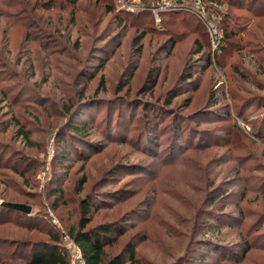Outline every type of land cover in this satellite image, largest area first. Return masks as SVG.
Listing matches in <instances>:
<instances>
[{"label":"rangeland","instance_id":"1","mask_svg":"<svg viewBox=\"0 0 264 264\" xmlns=\"http://www.w3.org/2000/svg\"><path fill=\"white\" fill-rule=\"evenodd\" d=\"M168 1L173 6L167 13H182L162 24L124 14L144 11L145 0H0V205L27 204L33 208L29 218H8L63 235L78 219L80 200L95 192L97 204H109L100 206L97 222L126 216L120 224L123 241L147 236L139 246L142 264H170L178 257L182 264H264V237L259 239L264 233V0H201L232 18L225 23L228 38L220 24L225 48L215 55L213 37L186 13L197 0ZM209 57L212 66L206 70ZM186 67H194L199 77L192 92L181 84ZM102 77L105 89L97 92ZM177 93L171 107L189 117L180 123L192 135L190 144L167 146L173 136L168 126L152 132L145 144L141 126L131 130L138 122L131 117L106 126L103 150L85 151V161H74L76 155L65 163L58 158V130L82 98L126 96L140 116L142 99L164 105ZM104 103L84 106L75 121L100 122ZM14 119L26 127L29 142L19 136ZM96 134L95 141H102L104 135ZM26 160L36 165L24 177L10 168L23 171ZM85 163L88 183L80 191ZM54 188L64 190L57 206L60 194L49 197ZM221 195L226 200L214 203ZM207 223L219 229L208 231ZM10 230L0 228V237ZM18 236L44 238L26 230ZM202 237L217 243L215 253L191 262L186 251L191 243L192 258L209 248L197 244ZM246 237L255 244L244 256ZM13 249L0 244V261Z\"/></svg>","mask_w":264,"mask_h":264},{"label":"trees","instance_id":"2","mask_svg":"<svg viewBox=\"0 0 264 264\" xmlns=\"http://www.w3.org/2000/svg\"><path fill=\"white\" fill-rule=\"evenodd\" d=\"M157 0H145V4L148 5V8L144 11L131 14L127 11H124V14L132 15L134 17H145L147 19L152 18L153 21L155 16L149 7L153 5ZM222 4L220 0H215ZM46 9L51 8L50 4H43ZM206 10L209 12L206 14V18L203 20L199 17V13L192 8V10H186L188 15L193 16L204 29L207 30L208 34L212 39L211 32L207 26V22L216 23L219 21V24L214 25L217 27L218 31L223 33L221 23L224 25L226 36L228 38L230 36L229 27L225 25L229 19L232 18L229 14L220 12L218 7H210V5H206ZM182 12H172L170 13H161V22L162 24L167 22L168 18L171 16H178ZM170 14V15H168ZM220 17V19H218ZM117 21H120V24L123 22L119 16H116ZM215 18V19H213ZM218 20V21H217ZM229 23V22H228ZM174 25V24H173ZM224 34V33H223ZM224 35L222 36L221 42L217 49L213 50V39L211 40V51L212 55L220 52L224 49ZM139 43L138 39L134 41V46ZM203 49H199L197 53H201ZM209 63L207 64V69L212 66V58H208ZM104 61H102V65ZM101 65V66H102ZM180 79L181 84H187V87H190V91L197 90L199 88V77L197 76V71H195L194 67H186L182 73ZM149 81H153V84L157 83V78H152ZM185 87V88H187ZM105 89V78L102 77L99 83V87L97 92L103 91ZM174 91H170L173 93ZM3 95L5 94V90H2ZM179 93L174 95L171 99H169V103L161 105L158 102L144 100L140 101V105L143 111L140 113V116L137 114L136 104L131 103L132 99H129L126 96L114 97L109 99H101L97 96L95 97H84L79 101L78 108L74 109L71 113L70 110H67L69 120L58 130V145L61 147V153L58 155V158L63 160V162H68L70 157L76 155L75 160L81 159L85 161V159L89 158V155H84L85 151L94 152L95 150L102 151L104 144L103 141L105 139V131L104 128L106 126H119L121 122H128L131 117L138 118V122L131 127V130L137 131L139 126H141V133H143L142 141L146 144L148 143V139L150 138L151 133L155 132V130H160L164 126H168L169 131L173 133L171 137V142L167 146L178 145L182 146L184 142L186 145L190 144L192 141V135L187 134V128L184 129L183 123L180 122H189V117L185 116L181 112V110L177 107H171L172 101L174 98H178ZM95 101H104L105 103V111L103 113V117L100 122H95L93 118L82 119V121H75L76 118L82 117L81 111L86 108L84 106L93 105ZM184 107L189 106L188 104L183 105ZM163 107V109H162ZM172 108V109H171ZM172 110L170 112V116L166 118L165 112L166 110ZM146 110V111H145ZM145 111V112H144ZM205 110H201L196 112L198 116L204 114ZM168 121V122H166ZM12 124L15 123V126L18 128L19 136H22L26 142L30 141L29 133L26 132V127L23 126L17 119H14ZM11 125L7 126L8 130ZM116 131V130H115ZM96 135H104L102 141H95V133ZM146 132V134H145ZM117 136L119 132H116ZM153 135V134H152ZM155 135V134H154ZM176 137V138H175ZM175 138V140H174ZM122 140V139H121ZM95 142L99 143V147L95 146ZM157 142V141H155ZM152 146V145H151ZM150 146V147H151ZM162 148V147H161ZM165 149V148H164ZM160 150V154H166L169 151ZM168 156V155H167ZM167 156H164L166 158ZM26 166L23 167V171H19L16 167H10L15 172H19L21 176H25L28 172V169L34 167L36 165L33 161H24ZM86 165H82V177L79 179V189L80 191L84 190L85 185L88 183V176L84 172L86 170ZM1 166V165H0ZM62 166V162H61ZM59 193V197L55 199L54 206L59 203L61 196L64 193L63 189H52L50 191L49 197H52ZM111 192H108V196ZM225 195H221L214 200V203L218 200H226ZM97 193L91 192L86 194L79 202V216L74 225L68 229L67 235L80 247L86 264H142L143 259H141L139 254V246L147 240V236H141L137 234L135 236L129 237L128 239L122 240L125 235V230L120 227L121 222H123L126 218L123 217L121 219H113L106 220L102 222H97L95 219V214L102 210L100 206H109V204H97L96 203ZM223 200V201H224ZM106 202V198L104 199ZM54 209H59V207H54ZM17 214L21 217L29 218L31 215H25L7 208H4L0 205V228L8 227L11 228L9 233L0 237V244H6L10 247L14 248L10 254H6L4 259L0 261V264H71V259L69 252L64 245L63 235L59 233V231H55L54 229L48 227H40L38 225L37 228L31 229V224L26 223V221H18L17 219L8 218L9 215ZM124 224V223H123ZM28 227H27V226ZM205 226H209L208 231H215L219 229V227L215 225H211L207 223ZM21 230L31 231V232H40L44 235V238L32 239V238H23L19 237L18 234H21ZM264 237V233L259 236V239ZM249 237H246L242 247H243V255H247L251 249H253L254 244L250 241ZM212 239L209 240L207 237H202L197 242L198 245L208 246L207 250L199 249V256L191 257L189 255L190 252L193 251L194 246L192 243L190 245L189 250H186L188 257L191 258L190 261H194V263H199L200 261H204L207 256L215 253V249L213 248L216 244ZM195 247V246H194ZM200 247V246H199ZM204 248V247H201ZM184 255H187V254ZM192 254V253H191ZM185 258V257H184ZM183 259L178 257L175 261L170 264H182ZM200 260V261H198Z\"/></svg>","mask_w":264,"mask_h":264},{"label":"built area","instance_id":"3","mask_svg":"<svg viewBox=\"0 0 264 264\" xmlns=\"http://www.w3.org/2000/svg\"><path fill=\"white\" fill-rule=\"evenodd\" d=\"M173 4L168 1V0H164L163 2H158L151 10L155 16V19L160 22L161 21V13H166L168 11H170L172 9ZM214 6H217L216 4H214ZM135 7L133 6H128L129 11H134ZM195 10L197 11V14L199 15V17H201L202 19L205 18L206 16V7L204 6V4L202 3L201 0H197L195 2ZM211 35L214 39L213 42V47L214 49H216L221 41V37L222 34L218 31L217 27L211 23V22H207L206 23ZM63 241H65L66 243V247L71 250L72 252V259H71V264H86V261L84 259L83 253L80 249V247L66 234H63Z\"/></svg>","mask_w":264,"mask_h":264},{"label":"water","instance_id":"4","mask_svg":"<svg viewBox=\"0 0 264 264\" xmlns=\"http://www.w3.org/2000/svg\"><path fill=\"white\" fill-rule=\"evenodd\" d=\"M1 205L4 208L25 214V215H31L33 208L27 204L24 203H12V202H2Z\"/></svg>","mask_w":264,"mask_h":264}]
</instances>
